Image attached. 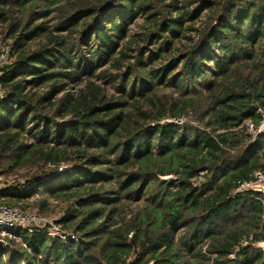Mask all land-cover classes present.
<instances>
[{
	"label": "trees",
	"instance_id": "obj_1",
	"mask_svg": "<svg viewBox=\"0 0 264 264\" xmlns=\"http://www.w3.org/2000/svg\"><path fill=\"white\" fill-rule=\"evenodd\" d=\"M4 49L0 203L62 216L0 264H264V0H0Z\"/></svg>",
	"mask_w": 264,
	"mask_h": 264
},
{
	"label": "built area",
	"instance_id": "obj_2",
	"mask_svg": "<svg viewBox=\"0 0 264 264\" xmlns=\"http://www.w3.org/2000/svg\"><path fill=\"white\" fill-rule=\"evenodd\" d=\"M11 51L10 49H4L0 52V65L8 64L10 61ZM264 126V121L260 127L254 130L253 125H249V131L257 132ZM11 183V184H8ZM15 183V178H10L6 180L3 176H0V195L9 187ZM264 183V171L257 172L254 174L252 181L244 183L239 188L238 192L244 190L245 188L254 185ZM1 202V197H0ZM46 222L45 218L38 214L37 212L28 210H23L20 207H10L5 204L0 203V236H7L9 233L6 228L11 229H25L27 231H34V227L39 228ZM40 229V228H39Z\"/></svg>",
	"mask_w": 264,
	"mask_h": 264
},
{
	"label": "rangeland",
	"instance_id": "obj_3",
	"mask_svg": "<svg viewBox=\"0 0 264 264\" xmlns=\"http://www.w3.org/2000/svg\"><path fill=\"white\" fill-rule=\"evenodd\" d=\"M201 1H209V0H190L191 10L195 9L200 4ZM206 14H207L206 11H204L202 13L200 19L198 20L199 22H197V25H201V21H204L206 19V16H205ZM53 24H55V22L51 21L50 25H53ZM140 24H141V21L136 22V24L134 25V28H133L134 33L137 32L138 28L140 27ZM140 31H141V28H140ZM46 90H47V88H46ZM11 177L15 178V181H16V177H14V176H11ZM9 178L5 177L6 180H8ZM175 179H176V177H175ZM198 180H200V179H198ZM8 184H11V183H8ZM13 184H15V183H12V185ZM136 206H139V204L134 205V207H136ZM28 209L38 213L37 210H33V208H31V207L27 208L26 210H28ZM125 211L128 213L129 209L125 210ZM39 214L41 216H43V218H45V220H46L44 225L40 226L39 228L41 230L47 229V231L50 232V234H52L53 236L57 235L56 233L59 234V226L57 225V222H58L59 218L62 216V210H60V208H54V209H50L49 212H46V213L39 212Z\"/></svg>",
	"mask_w": 264,
	"mask_h": 264
},
{
	"label": "water",
	"instance_id": "obj_4",
	"mask_svg": "<svg viewBox=\"0 0 264 264\" xmlns=\"http://www.w3.org/2000/svg\"><path fill=\"white\" fill-rule=\"evenodd\" d=\"M261 134H264V126L259 131L256 132L255 140H257V138ZM161 179L165 182L171 183L175 180V176L174 175L163 176V177H161ZM243 191L244 192H255V193H259V194L264 195V183L251 185V186H249V187H247L244 190H241L239 192H243ZM256 246L264 249V242H260V243L256 244Z\"/></svg>",
	"mask_w": 264,
	"mask_h": 264
}]
</instances>
